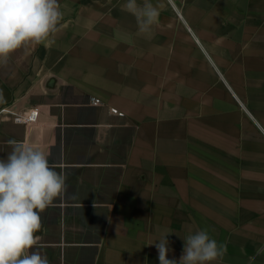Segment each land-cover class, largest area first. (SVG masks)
<instances>
[{
  "label": "crops",
  "instance_id": "1",
  "mask_svg": "<svg viewBox=\"0 0 264 264\" xmlns=\"http://www.w3.org/2000/svg\"><path fill=\"white\" fill-rule=\"evenodd\" d=\"M126 2L58 0L55 42L0 65V159L15 140L67 175L38 250L159 264L168 234L179 262L207 230L227 249L211 264H264V0H151L150 36ZM31 108L34 123L14 120Z\"/></svg>",
  "mask_w": 264,
  "mask_h": 264
},
{
  "label": "clouds",
  "instance_id": "2",
  "mask_svg": "<svg viewBox=\"0 0 264 264\" xmlns=\"http://www.w3.org/2000/svg\"><path fill=\"white\" fill-rule=\"evenodd\" d=\"M124 10L136 19L140 34H151L160 9L151 0H127ZM62 12L58 0H0V65H7L20 48L50 47L59 31ZM3 99L0 93V100ZM11 152L0 159V264H49L38 248L41 213L57 199L69 196L67 175L56 171L45 153L15 140ZM76 199V194H70ZM166 234L155 244L159 264H211L223 258L226 245L200 230L184 238L179 262L168 259ZM264 252L257 249L256 255ZM255 260V256L249 258Z\"/></svg>",
  "mask_w": 264,
  "mask_h": 264
},
{
  "label": "built area",
  "instance_id": "3",
  "mask_svg": "<svg viewBox=\"0 0 264 264\" xmlns=\"http://www.w3.org/2000/svg\"><path fill=\"white\" fill-rule=\"evenodd\" d=\"M97 101H99V100H97ZM39 114H40L39 108H31L30 110L17 113L14 116V120L16 122L32 124L38 119Z\"/></svg>",
  "mask_w": 264,
  "mask_h": 264
}]
</instances>
